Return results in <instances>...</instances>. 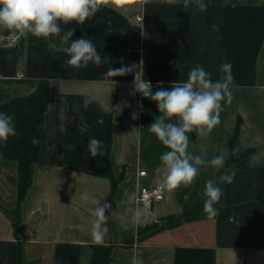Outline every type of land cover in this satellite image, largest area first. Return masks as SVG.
<instances>
[{"label": "crops", "instance_id": "obj_1", "mask_svg": "<svg viewBox=\"0 0 264 264\" xmlns=\"http://www.w3.org/2000/svg\"><path fill=\"white\" fill-rule=\"evenodd\" d=\"M203 2L206 12L183 0H129L121 14L108 0L85 23L61 25L75 30L72 39L92 40L108 60L99 67H68L57 36L26 35L22 58L0 47V112L14 115L17 133L0 144V264H131L137 253L143 264H264V0ZM224 63L232 64L234 99L210 135L189 134V150L206 161L229 152L239 123L237 160L219 170L206 163L193 186L165 191L150 211L137 208L138 170L147 172L138 183L155 185L168 149L147 131L159 112L132 94L136 75L154 93L186 82L196 66L216 81ZM85 96L93 103L75 110ZM93 137L103 156H87ZM225 170L236 173L231 184L220 182ZM208 180L223 190L211 219L203 211ZM97 200L112 205L103 245L91 238ZM137 211L139 226L131 220Z\"/></svg>", "mask_w": 264, "mask_h": 264}, {"label": "clouds", "instance_id": "obj_2", "mask_svg": "<svg viewBox=\"0 0 264 264\" xmlns=\"http://www.w3.org/2000/svg\"><path fill=\"white\" fill-rule=\"evenodd\" d=\"M128 2L129 0H112L114 10L121 14L124 13V5ZM150 2L151 0H142L140 7ZM166 2L174 4L177 0ZM107 3L108 0H0V28L19 36L31 34L38 39L60 37V51L68 57V67L85 69L90 63L99 67L101 63H108V60L98 52L92 40L83 36L72 39L75 30L63 31L61 25L66 26L73 22L83 24L100 11L102 4ZM183 7H192L199 12L207 11L203 0H183ZM142 35L146 36L147 33L142 31ZM136 67L137 65L121 66L118 69L111 67L103 74V78L112 80L113 77L133 72ZM220 71L223 75L213 81L211 73L201 66H196L189 72L186 82L172 83L169 89L158 87L154 93L151 82L136 75L132 94L140 93L148 98L156 104L159 112L147 131L154 134L168 149L159 157L155 191L170 193L181 186L191 187L199 175L200 166L207 163L219 170L224 168L230 155H235V152L230 154L224 150L210 161H206L203 155H194L189 150V134L195 133L199 137L210 135L221 122L220 113L224 110V105L231 104L234 99L231 88L234 82L232 64H222ZM93 100V97L85 96L83 103H74L73 108L77 111L81 107L87 110ZM136 118L134 113L133 119ZM16 134L14 115L0 112V144H6L8 139ZM85 152L92 158L103 156V142L95 137L90 138ZM235 175V171L225 170L220 182L231 184ZM204 196L206 199L203 211L211 219L220 213L216 206L223 196V190L214 181L208 180ZM82 199L87 200L88 195L84 194ZM95 203L97 206L91 213L94 217L91 238L94 243L103 245L109 232L107 213L112 205L106 200L103 203L97 200ZM131 220L137 226L144 223L139 211L133 213ZM138 256V253L133 256L131 264H143Z\"/></svg>", "mask_w": 264, "mask_h": 264}, {"label": "built area", "instance_id": "obj_3", "mask_svg": "<svg viewBox=\"0 0 264 264\" xmlns=\"http://www.w3.org/2000/svg\"><path fill=\"white\" fill-rule=\"evenodd\" d=\"M136 21L141 23L142 17L136 16ZM28 35V34H27ZM26 35L19 36L13 34L7 29L0 28V47H12L14 49H18L21 44H25ZM24 42V43H23ZM18 78H23L22 74L17 76ZM142 98H145L140 94ZM144 110L141 108L139 110V115H143ZM144 176H147V172L145 170H138L137 172V186L134 198V204L137 208L144 209L146 211H150L154 206L160 204L165 198V192H157L155 191V185L148 186L144 184L138 183V181Z\"/></svg>", "mask_w": 264, "mask_h": 264}, {"label": "trees", "instance_id": "obj_4", "mask_svg": "<svg viewBox=\"0 0 264 264\" xmlns=\"http://www.w3.org/2000/svg\"><path fill=\"white\" fill-rule=\"evenodd\" d=\"M22 40H26V39H22ZM23 47H24V44H21L18 49H15V50H17V54H18V56L20 58H22V53H23V49H24ZM237 132H239V123H237L236 128H235V131H234V134H233V136L231 138V141H230V146H229V153L230 154L233 153L234 142H235V140L237 138V135H238ZM235 160H237V158L234 157V155H230L229 160H228V164L230 165Z\"/></svg>", "mask_w": 264, "mask_h": 264}, {"label": "rangeland", "instance_id": "obj_5", "mask_svg": "<svg viewBox=\"0 0 264 264\" xmlns=\"http://www.w3.org/2000/svg\"><path fill=\"white\" fill-rule=\"evenodd\" d=\"M152 173V172H151ZM154 173V181H153V183H155V180H156V177L158 176L155 172H153ZM152 176H153V174H152Z\"/></svg>", "mask_w": 264, "mask_h": 264}]
</instances>
